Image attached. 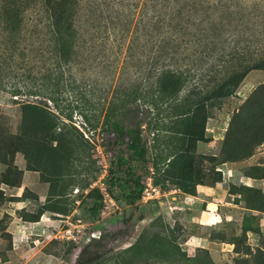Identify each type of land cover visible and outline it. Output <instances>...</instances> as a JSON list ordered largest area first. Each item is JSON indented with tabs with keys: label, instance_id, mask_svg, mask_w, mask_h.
I'll list each match as a JSON object with an SVG mask.
<instances>
[{
	"label": "rangeland",
	"instance_id": "obj_1",
	"mask_svg": "<svg viewBox=\"0 0 264 264\" xmlns=\"http://www.w3.org/2000/svg\"><path fill=\"white\" fill-rule=\"evenodd\" d=\"M75 1L78 38L60 61L51 54L43 0H0V264H99L131 246H140V255L127 264H264V69L250 70L215 102L208 140L190 154L195 190L183 193L198 194L231 173L224 193L210 195L237 205L221 208L213 223L199 219L206 191L198 198L176 192L178 205L170 203L181 181L173 169L158 184L166 197L128 201L111 162L130 157L129 139L117 144L105 124L113 105L126 129L145 128L158 111L169 122L178 102L160 100L154 84L168 62L157 56L168 48L164 39L179 51L188 44L205 66L187 74V49L171 61L187 77L178 97L193 103L219 82L214 66L258 57L264 0ZM236 48L240 54L231 56ZM162 134L155 140L144 131L147 162H134L131 180L153 182L152 158L165 167L178 149L176 135ZM92 187L110 192L115 204L88 195ZM67 227L83 235L74 239ZM175 246L184 254L172 252Z\"/></svg>",
	"mask_w": 264,
	"mask_h": 264
},
{
	"label": "trees",
	"instance_id": "obj_2",
	"mask_svg": "<svg viewBox=\"0 0 264 264\" xmlns=\"http://www.w3.org/2000/svg\"><path fill=\"white\" fill-rule=\"evenodd\" d=\"M43 2L45 4L44 6H47L46 11H49L47 16L48 24H46L47 31L53 38V40H48L49 42H55L54 48L51 50L53 53L51 54L61 61L63 58L72 55V52L74 51V42L78 38V29L75 26L77 4L75 0H43ZM161 21L162 20L160 19L158 22ZM155 29H157V27H152V32H155ZM164 43L168 44V48H166L163 54L159 53L157 56H164L168 62L158 67L154 84L157 87L156 90L159 94L158 96L160 100L163 99L168 105L178 102V104L173 105L174 111L172 114L170 113L167 115L169 122L161 120V118H159L160 111H158L157 116L152 117L150 121L147 122L145 128H143L142 124H137L136 126L126 129L122 121V116L119 115L121 109L118 110L119 108L116 105H113L112 108H110L105 118V124L116 135L115 142L117 144L123 142L126 136L129 139L126 143V147L130 152V157L128 155H121L111 163L112 165L117 166L120 173L116 178L113 177L115 179L114 181L126 184L127 193L125 194V197L130 202H136L139 200L145 187L143 183L130 179L133 176L132 168L134 162L138 160L147 162V154L150 147L144 140L143 135L145 130H149L153 133L155 140L158 139L160 135L162 136V133H169L176 135L175 137L179 138L181 141L178 149L171 153L170 157L167 158L169 161L166 163L165 167L160 164V161L157 158H152L151 162L154 168L152 178L154 184H160L161 175L169 174L171 169H173L177 171L178 176L181 179L176 187L184 192L192 193L195 190V183L192 182L193 179L191 172L194 162L193 159L190 158V154L196 148V143L198 141L208 140V137L206 136V123L210 108L215 105V102L219 98L232 95L239 82L250 70L264 69L263 46V48L259 47V50H257V52H261L258 57H251L249 63H245L243 61L244 59H239L240 61L238 63L229 62L224 65L219 64L214 66V73L220 77L219 82H215V85L211 87H209V85L206 94L199 102L193 103L190 101V98L183 101L178 95L186 86L187 77L184 75L185 70H182L179 66H173L174 64L171 61H176L175 57L177 53L187 52L188 50L190 52L188 57L191 61L189 66H186L187 74L191 69L197 67L200 68L204 64L197 59L194 53L197 50H194L188 44L186 46L187 50L183 49L182 51H179L180 49L172 48L170 41H165L164 39ZM199 52L202 51L199 50ZM235 54H240L238 48L231 52V56H234ZM64 63H68V61L66 60ZM202 68H205V66ZM18 91H20L19 88H14L13 90V92ZM28 104L33 108H37L38 113L42 115L46 113L40 106L31 103ZM152 105L154 109L158 110L160 108L157 100L154 101L153 99ZM117 111L119 112L117 113ZM94 194L102 199V194L99 188L92 187L89 189L88 195L92 196ZM95 205L100 208L102 203L95 202ZM160 247L164 248L166 246H158V248ZM138 249H140V246L128 247L117 254H113L112 256L101 260L99 264H127L128 262L133 261L136 255H140V252L137 251ZM168 250L171 252V249ZM172 252L180 255L184 254L181 252L179 246L172 248ZM194 259L195 258H186V260Z\"/></svg>",
	"mask_w": 264,
	"mask_h": 264
},
{
	"label": "crops",
	"instance_id": "obj_3",
	"mask_svg": "<svg viewBox=\"0 0 264 264\" xmlns=\"http://www.w3.org/2000/svg\"><path fill=\"white\" fill-rule=\"evenodd\" d=\"M229 173L230 172L228 170H224V177H223L224 179L222 181H218L216 185H201L202 187L207 188V190H198V194L191 195V194L183 193L181 191H177L178 193L181 192L182 194H185L186 195L185 197L193 196L195 198H198V196H201L204 193L203 191H206V195L204 194L205 198H203V201L205 203V207H203L199 213V219H200V222L202 224L206 225V224L213 223L218 216L222 217L223 213L220 210L221 208H223V207H228V208L231 207L232 208V207L237 205L234 202V200L229 199L227 197L224 200H222L221 202H219V201L214 202V201H212L213 198H211L212 195H210V194H214L216 192H219L221 190L220 187H222L223 190L225 189L224 187H226V185L228 184L227 175ZM218 189H220V190H218ZM222 192L224 193V191H222ZM171 193L173 195V196H171L173 201L171 200L170 203H172L174 206H177L178 204L175 200L178 198V194H176V192H174V191H171ZM210 203L216 204L217 208L216 209L210 208L209 207Z\"/></svg>",
	"mask_w": 264,
	"mask_h": 264
},
{
	"label": "built area",
	"instance_id": "obj_4",
	"mask_svg": "<svg viewBox=\"0 0 264 264\" xmlns=\"http://www.w3.org/2000/svg\"><path fill=\"white\" fill-rule=\"evenodd\" d=\"M230 176H231V173H229L227 175V177H230ZM99 189H100V192L102 194V199H103L104 202L109 201L111 204H115V202L113 201L112 197L109 194L110 192L103 191L101 188H99ZM173 191L177 192V191H181V190L178 187L175 186ZM170 193H171V191H170ZM167 195L168 194H167L166 191L162 190V188L159 185H155L151 181L150 183L145 184V187H144V190L142 192L141 198H147V199H151V200H160V198L166 197ZM66 223H67L68 226L72 224V222H70V221H67ZM71 231H72V229L70 227H67V228L63 229L64 233L70 232L72 234L71 235L72 238H74V239H76L78 237H81V235H83V234L79 233L80 229L77 230V232H73V233ZM73 231H76V230L73 229ZM98 234L99 233H97L95 231V232H92L91 236L92 237H96Z\"/></svg>",
	"mask_w": 264,
	"mask_h": 264
}]
</instances>
